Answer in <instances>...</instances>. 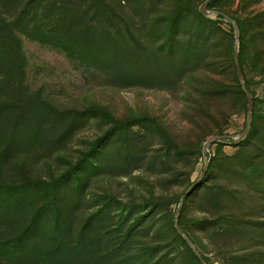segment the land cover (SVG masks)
<instances>
[{
    "label": "rangeland",
    "instance_id": "rangeland-1",
    "mask_svg": "<svg viewBox=\"0 0 264 264\" xmlns=\"http://www.w3.org/2000/svg\"><path fill=\"white\" fill-rule=\"evenodd\" d=\"M203 1L0 0V264H201L175 212L247 114L193 92ZM210 8L239 23L252 132L209 145L179 222L206 264H264V36L241 0Z\"/></svg>",
    "mask_w": 264,
    "mask_h": 264
},
{
    "label": "trees",
    "instance_id": "trees-1",
    "mask_svg": "<svg viewBox=\"0 0 264 264\" xmlns=\"http://www.w3.org/2000/svg\"><path fill=\"white\" fill-rule=\"evenodd\" d=\"M213 1L210 2L209 8ZM241 4H242V7L246 9V17H247L248 23L252 25V27L255 29V32L258 36L259 35L264 36V8L259 7L262 4L264 5V0H241ZM228 15L232 16L231 14H228ZM217 17H218L217 20L207 19L206 17H204L206 19V22L209 23V25H205L198 30L200 34L202 33V35H205V39L208 42L212 41V44L210 46V53L200 62V65H199L200 75L198 76V82H197L196 87H194L193 92L199 96L207 95V96H211L212 98L220 99V98L225 97L228 93H231L234 95L238 93H244V91L241 87V84L236 74V66H235V59H234V44L232 48V37H233L232 28L231 29L224 28L222 26V23H223L222 19L224 17L222 16H217ZM235 21L240 30L238 21L237 20ZM229 25H232V24H229ZM260 48L261 49L259 50L258 54L261 59V72L264 74V38H263L262 47ZM239 56H240V61H241L245 83L247 87L249 88V90L251 91L249 83L247 79L245 78L243 61H242V56L240 52H239ZM251 93L253 95L252 91ZM253 99L255 103L254 95H253ZM195 106L198 108H188V109L192 110V112L198 111L200 113L202 112V110L205 111V107H206L205 104L198 103V104H195ZM251 128H252V122H251ZM251 132L252 130L250 131L249 135L251 134ZM261 157H262V160L256 165L260 169L264 167L263 166L264 146L256 153L253 159L255 160ZM196 258L199 260L197 256ZM203 258L205 260L204 256Z\"/></svg>",
    "mask_w": 264,
    "mask_h": 264
},
{
    "label": "water",
    "instance_id": "water-1",
    "mask_svg": "<svg viewBox=\"0 0 264 264\" xmlns=\"http://www.w3.org/2000/svg\"><path fill=\"white\" fill-rule=\"evenodd\" d=\"M213 0H205L202 2V4L200 5V12L202 14H204L205 16H209L211 14L217 15V16H222L224 17L227 21H229L235 31V37H234V59H235V66H236V74L238 77V80L241 84V87L247 97V114H246V124H245V128L242 132L236 134V135H221V136H214L212 138H209L205 143H204V147H203V156L205 159V165L202 169V172L200 174V176L191 184V186L184 192V194L182 195V198L180 200V203L176 209L175 212V217H174V222H175V226L177 228V230L179 231V233L183 236V238L185 239V241L187 242V244L190 246V248L193 250V252L196 254V256L199 258L200 262L202 264H206L202 254L199 252V250L197 249L196 245L194 244V242L192 241V239L190 238V236L186 233V231L184 230V228L180 225L179 222V217L182 211V207L184 205L185 200L196 190L197 186L200 184V181L202 180L203 176L205 175L207 168L209 166V162L210 159L208 157V148L209 145L215 141V140H224V141H228L229 139H232V142L234 144L239 143L241 140H243L245 137H247L251 131V122H252V111H253V107H254V99H253V95L251 93V91L249 90V88L247 87L245 80H244V75H243V71H242V66H241V61H240V56H239V34H240V30L239 27L236 23V21L234 20V18L228 14H226L225 12L216 10V9H210L209 8V4L210 2Z\"/></svg>",
    "mask_w": 264,
    "mask_h": 264
}]
</instances>
